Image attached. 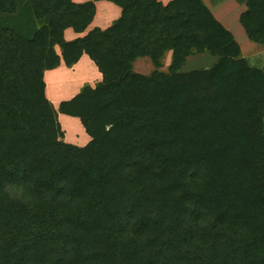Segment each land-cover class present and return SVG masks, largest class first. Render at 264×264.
<instances>
[{"label":"trees","instance_id":"16d2710c","mask_svg":"<svg viewBox=\"0 0 264 264\" xmlns=\"http://www.w3.org/2000/svg\"><path fill=\"white\" fill-rule=\"evenodd\" d=\"M97 1L120 17L66 41ZM236 1L264 46V0ZM83 54L101 81L55 108L44 73ZM0 264H264V69L203 0H0Z\"/></svg>","mask_w":264,"mask_h":264},{"label":"crops","instance_id":"0c3cea01","mask_svg":"<svg viewBox=\"0 0 264 264\" xmlns=\"http://www.w3.org/2000/svg\"><path fill=\"white\" fill-rule=\"evenodd\" d=\"M73 1L78 4H82L90 0H73ZM158 1L165 6L172 0H158ZM230 2L232 3H230L228 6L226 4V6H223L222 9H219L217 11H212L210 6L208 5L207 6L209 7L210 11L212 12L216 20L234 36L236 42L238 43L241 49L242 55L244 57H247L248 53L251 50H254V48H256V46H258L259 44L253 43L248 40L243 28L239 23V16L241 12L244 10L243 6L240 5L236 0H231ZM238 6H241L242 9L240 8V10H237L234 13L235 9H237ZM120 15H121V10L116 5L107 1H97L95 2V16L93 18L92 23L88 26L87 30L82 34H77L74 33L73 30L70 28L66 29L64 31V39L66 41H71L76 38H80L93 28H99L101 30H105L108 27H110L113 24V22L120 17ZM57 49L59 51H57ZM262 50L264 52V46ZM56 51L57 53H60L59 48H56ZM170 56L171 53L167 52L166 61L163 60L164 68L169 65ZM194 59L196 63L198 64L201 63L207 66H210L215 62V59L211 57L209 54H199L187 58L186 61L187 65L190 62L189 60L194 61ZM64 68L67 67L64 65L63 62H61L58 68L54 70L46 71L44 73L45 92H46L45 95L47 96L48 100H50L53 104L56 105L55 108H57L61 102L68 101L72 99L74 96H76L83 85L88 84L89 86L94 87V85L100 82L102 79V75L98 71L97 67L94 65V63L89 59V57L86 54H83L73 67L68 68V70H72V72H69ZM133 70L138 74L147 75L153 70V67L150 60L147 57H143L137 59L134 62ZM49 72H53V73H49ZM66 75L68 76L67 78L64 79L69 81V84L67 85L68 87L65 88L67 91H62L60 95L58 94L59 96H56V93H54L55 87L51 85V82L54 83L57 77H61V76L64 77ZM72 75L74 78L72 77ZM79 81L80 82L82 81V84L77 88V82ZM69 93H73V94H69ZM67 117H65V119L62 121H60V118H62L61 116L58 119L61 129L64 132V142L77 147L85 146L90 141V138L85 133V130L82 127L79 119L73 117L70 118ZM67 120L68 123L65 122ZM76 122L78 123L79 127L77 128V130H74L73 132L74 134H70V132H68L69 130H71L70 126L73 125L76 126Z\"/></svg>","mask_w":264,"mask_h":264},{"label":"rangeland","instance_id":"374dc122","mask_svg":"<svg viewBox=\"0 0 264 264\" xmlns=\"http://www.w3.org/2000/svg\"><path fill=\"white\" fill-rule=\"evenodd\" d=\"M208 6H210V8H211V10L212 11H217V10H219V9H222L223 8V6H226V4H227V6L230 4V3H232V2H230L231 0H203ZM240 8H241V6H238L237 7V9H235V11H234V13L237 11V10H240ZM242 9V8H241ZM241 46H243V45H241ZM56 48H58V47H56ZM263 46L262 45H258V46H256V48H254V50H251L249 53H248V55H247V57H245V58H247L248 59V62H249V64L253 67V66H256V67H259V68H262V69H264V52H263ZM57 51H59L58 49H57ZM204 54H208V53H204ZM199 55V54H198ZM193 56H195V55H193ZM211 56V55H210ZM191 57V56H190ZM212 57V56H211ZM189 58V57H188ZM214 58V57H213ZM215 59V58H214ZM164 61H166V55H165V57H164V59H163ZM216 60V59H215ZM186 61H187V59H186ZM186 61H185V64L183 65V67H182V72H184V73H188V72H191V71H194V70H199V69H205V68H209L210 66H212V65H210V66H207V65H203V64H198V63H196V61H195V59H194V61H191V60H189L190 62L188 63V65H187V63H186ZM192 62V63H191ZM166 68V67H165ZM165 68H163V69H165ZM65 70H67V71H69V72H72V70H68V68H64ZM166 70V69H165ZM49 73H53V72H49ZM52 75V74H51ZM67 76L68 75H66V76H64V77H57V79H56V81L53 83V82H51V85L53 86V87H55V89H54V93H56V96H59L60 95V93L62 92V91H67L65 88L66 87H68L67 85L69 84V81H67L66 79H64V78H67ZM72 77H73V75H72ZM78 77V76H77ZM74 78V77H73ZM55 80V79H54ZM53 80V81H54ZM82 84V81L80 82H77V88L80 86ZM45 94H46V92H45ZM59 94V95H58ZM69 94H73V93H69ZM46 98H47V96H46ZM48 99V98H47ZM49 102L55 107L56 105L55 104H53L50 100H49ZM62 117V118H60V121H62V120H64L65 119V117H67V116H63V115H58V119H59V117ZM68 118V117H67ZM70 118V117H69ZM59 121V120H58ZM75 121H78V120H75ZM66 123H68V120L67 121H65ZM63 123V122H62ZM67 125V124H66ZM79 126H78V123L76 122V126H70V128H71V130H69L68 132H70V134H74L73 132H74V130H77V128H78ZM63 141H64V137H63Z\"/></svg>","mask_w":264,"mask_h":264}]
</instances>
